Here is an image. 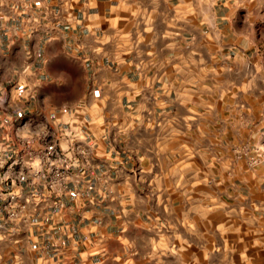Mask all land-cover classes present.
<instances>
[{"label": "crops", "instance_id": "1", "mask_svg": "<svg viewBox=\"0 0 264 264\" xmlns=\"http://www.w3.org/2000/svg\"><path fill=\"white\" fill-rule=\"evenodd\" d=\"M259 35L264 0H0V135L86 153L0 264H264Z\"/></svg>", "mask_w": 264, "mask_h": 264}, {"label": "built area", "instance_id": "2", "mask_svg": "<svg viewBox=\"0 0 264 264\" xmlns=\"http://www.w3.org/2000/svg\"><path fill=\"white\" fill-rule=\"evenodd\" d=\"M85 155L74 146L61 150L55 133L47 128L0 135V222H29L31 202L22 197V190L29 191L39 204L49 199L52 208H60L68 191L69 170L84 165ZM233 157L244 159L249 168L264 165V134L251 155L239 148L233 150Z\"/></svg>", "mask_w": 264, "mask_h": 264}, {"label": "rangeland", "instance_id": "3", "mask_svg": "<svg viewBox=\"0 0 264 264\" xmlns=\"http://www.w3.org/2000/svg\"><path fill=\"white\" fill-rule=\"evenodd\" d=\"M258 39H259V51L257 52V54H258V57L260 58V61L263 62V64H260L258 73L259 74H263L264 73V38H263V36L259 35V38ZM250 53H251L250 51L247 52V53H244V57L250 58ZM249 70L250 69L248 68V71ZM199 216H200L199 219L198 218L195 219L196 222H202L201 213H200ZM201 229H202L201 226L195 228L196 232H197V230L201 232ZM196 234L198 235V233H196ZM197 235H196V237H197ZM170 262L171 261L169 259L168 260H164L163 259L162 261H158L157 264H170ZM151 264H155V262L154 261H151Z\"/></svg>", "mask_w": 264, "mask_h": 264}]
</instances>
